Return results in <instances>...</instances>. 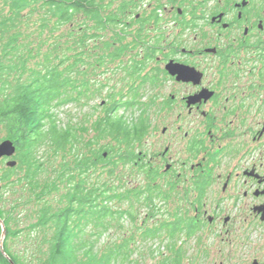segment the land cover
<instances>
[{"label":"flooded vegetation","instance_id":"1","mask_svg":"<svg viewBox=\"0 0 264 264\" xmlns=\"http://www.w3.org/2000/svg\"><path fill=\"white\" fill-rule=\"evenodd\" d=\"M115 1L117 56L144 64L156 117L134 144L153 156L129 166L157 175L168 259L264 264V0ZM144 7L151 18L134 12Z\"/></svg>","mask_w":264,"mask_h":264},{"label":"trees","instance_id":"2","mask_svg":"<svg viewBox=\"0 0 264 264\" xmlns=\"http://www.w3.org/2000/svg\"><path fill=\"white\" fill-rule=\"evenodd\" d=\"M106 1L10 0L13 20L2 18L0 13L3 19L0 22V135L4 131L6 139L14 143L19 159L18 167L7 169L0 181L7 185L17 183L23 188L19 197L23 204L12 206L11 211L4 210L1 203L2 189L6 186L0 188V220L4 225L0 222V264H138L131 260L136 235L139 234L141 243L160 235L159 229H150L147 223L140 225V217L136 215L137 209L143 207H148L151 213L156 209L160 191L153 187L157 179L153 171L146 172L150 184L145 191L107 181L90 183L94 164H104L109 168L108 175L121 181L118 163L111 162L112 155L126 166L133 163L135 155L129 147L144 137V119L135 126L125 116L115 114V105L105 106L103 119L95 123L96 135L115 139L117 145L124 143L126 151L118 145V149L101 146L89 157L78 152L77 156L72 155L77 170L65 158L66 154L77 151L80 140L71 128L59 125L55 109L84 97L91 98L88 82H79L73 74L98 75V71L103 68L107 71L120 58L111 49L112 40L98 43L101 33L117 24L113 12L104 9ZM32 7L40 11L35 30L40 41H30L18 32L12 34L15 21ZM77 17L82 18L79 26L73 25ZM69 25L72 26L68 28ZM64 28L66 33H61ZM56 33L59 34L55 37ZM46 34L50 35V44L44 38ZM42 46L47 47L43 58ZM117 65L116 69H125L131 79L144 70V64L138 61L130 68ZM133 94L134 107L138 105V90L133 89ZM118 96L113 93L109 98L114 100ZM3 140L0 136V142ZM47 145L54 149L50 156L55 160H45L43 154L36 153ZM59 156L63 162L55 164ZM18 169L20 176L11 182ZM71 170L79 173L78 176ZM126 202L129 206L123 209L121 205ZM19 207L27 208L26 215L15 214ZM31 217L36 221L26 228L18 227L23 222L21 219L31 220ZM150 217H155V213ZM125 220L132 224L129 231L125 229ZM114 223L125 231L123 241L100 250L101 239L115 227ZM20 238L27 243L23 252L10 245Z\"/></svg>","mask_w":264,"mask_h":264},{"label":"rangeland","instance_id":"3","mask_svg":"<svg viewBox=\"0 0 264 264\" xmlns=\"http://www.w3.org/2000/svg\"><path fill=\"white\" fill-rule=\"evenodd\" d=\"M121 1V0H120ZM130 1V0H129ZM134 1V0H132ZM117 2V1H106L104 3V9L112 11V3ZM139 2L144 5L148 4H153L154 0H139ZM135 4V3H134ZM27 8L25 11L22 12L21 16L19 19H17L14 23L15 25V30L12 32V34L18 32L23 34V37L29 38L30 41H40L38 37H36L35 30L37 28V23L39 22V16H40V11L38 7L34 8ZM135 13H138L139 15L144 16L143 18H151L150 13L153 12V10H148L147 7H144L143 9L141 8H136L134 11ZM0 13L2 18L7 17L8 19L12 18V8H11V3L10 0H0ZM105 14H108V11H105ZM123 17V16H121ZM126 21L127 19H123ZM130 20V19H129ZM3 19L0 18V22H2ZM128 21V20H127ZM82 23V18L77 17L73 23V25ZM168 24V23H167ZM165 23H163L162 26H159L160 28H163ZM169 25V24H168ZM72 26L69 25L68 28ZM119 25H115L112 27L113 29H108L105 32L101 33V38L99 39V44L102 45L105 42H108L112 40V45L111 49L113 52H118L122 51V48H115L114 46V41H113V33L115 30H118ZM67 29L64 28L62 29L61 33L64 32L66 33ZM150 30H148L145 34L148 38H150ZM152 32V31H151ZM59 33L55 34V37ZM10 35V33L8 34ZM136 35L132 37L135 38ZM144 36V35H143ZM44 38L47 39L48 43L50 44L52 41L50 40V35L46 34ZM141 38V36H140ZM72 41V38L71 40ZM152 41V39H150ZM134 42V44L137 45L135 42V39L133 40H126V43ZM136 45L134 48V52H141L142 47L136 48ZM43 48L41 49V57L47 53V47L42 46ZM124 59L121 57L114 62L111 67L107 69V71L103 68L101 71H98V75L94 74H89L87 76L81 75L74 73V77L76 80L80 81H86L89 84L90 93L89 96L91 97L90 99H81L79 102H70L67 103L64 106L58 107L55 109V114L59 120V125L61 127H67L71 128L73 130V133L78 137L80 140V143H77L76 146H78L77 151L71 152L72 154H66L67 160H69L71 163L69 166H71L73 169H76V165L74 164L75 161L73 156H77L76 154L79 152L80 154L86 155V157L92 156L94 154L95 149L100 148L101 146H113L114 148L118 149V145L123 151H126V145L124 143H119L117 145V141L115 139L111 138H100V136H97L96 130H94L95 123L101 119H103L105 115V109L104 107H111V106H116L115 109V114L118 116H125L128 120L132 122L133 125H136L140 119H147V122L149 123V128L152 129L155 126L156 123V117H152V119L149 118L150 115H152L153 110L150 108L149 105H145V99L148 98L146 96V87L147 84L145 82V77L143 76L141 72L140 75H137V78H130V75L128 74L125 69H116L118 66L117 64L122 62ZM36 60L32 61L31 67L35 65ZM139 62V61H138ZM123 65V64H122ZM133 89L138 90V105L134 106L132 103L134 102L133 100ZM116 93L119 96L116 97L114 100L109 98L110 94ZM147 115V117H145ZM145 122V120H144ZM162 124V123H161ZM2 138H4V141H7L6 139V134L3 131L1 132L0 135ZM159 139H161L160 134L157 135ZM0 142V144L2 143ZM151 146H157L153 142H151ZM50 146H45L42 150L36 151V153L43 154L45 160H55V158H52L50 156L53 148L49 149ZM49 149V150H48ZM154 149L159 150L158 148L154 147ZM130 152H133L135 155V160L132 161L133 163L137 161V158L140 157L139 153L143 152L144 154H147V161L150 160V157L153 156V151L151 148L147 147L145 144L143 145H133L132 147H129ZM73 155V156H72ZM62 157V156H61ZM106 158V157H105ZM5 159V160H3ZM0 160V177H2V174L9 169L7 166V163L9 161H16L17 166L14 168L18 167L19 164V159H18V154H16L11 157V158H3ZM7 159V160H6ZM10 159V160H8ZM63 158H60V156L56 159L55 164H58L60 162H63ZM111 162H116L118 163L117 171H118V176L122 179L119 182L118 177H111L108 175V167L105 166L104 164L100 165L99 164H94V174L91 176L90 183L91 184H96L99 182H113L115 184H122L125 185V187H135V188H142L145 191V188L149 187V180L148 178L144 179L143 173L139 174L137 171H134L133 165L131 166H126L123 164L124 162L119 159L117 156L112 155ZM132 164V163H131ZM106 167V168H105ZM105 168V169H103ZM77 170V169H76ZM72 172L73 174L75 171H69ZM16 175H13L11 182H16L17 177L20 176L21 174V169H18V171H15ZM79 173H75L76 176H78ZM147 177V176H146ZM5 185L2 189V186ZM0 188L2 189L3 192V199H2V206L4 210L6 211H11V207L15 206L16 204H23V201L20 200V194L23 193V188L22 185L15 183L14 185H7V183L1 182L0 181ZM57 199V198H56ZM120 205V204H118ZM161 201L159 199L156 200L155 207L156 209L153 211L155 213V217L149 218L150 221L146 224V227H149L150 229H159V225L154 223V221L161 222L162 221V216L163 213L160 208ZM129 204L126 202L121 207L123 209L128 208ZM159 208H158V207ZM151 213L148 207H143L142 209H137L136 215L138 218L140 217L139 222L140 225H142L143 220L146 218L145 216L149 214L150 216L153 214ZM18 213V214H17ZM27 213V208H24L22 210L20 207L18 210L15 212V214L19 215L22 217L23 215H26ZM31 216V214H28ZM23 222L18 226L19 228L23 229L26 228L28 224L33 223L36 221V219H33L31 217V220L28 219H21ZM138 220V219H137ZM136 222V221H135ZM135 222H133V226H135ZM125 224V229L126 230H131L132 224L131 222H127L125 220L123 222ZM114 226L112 229L106 232L104 234L103 238L101 239L100 244L98 245V248L100 250H104L107 247H110L112 245H115L118 242L123 241L125 235V231L120 230L117 226L116 223H114ZM13 228H16L15 225H13ZM160 235L156 236L151 239H147L143 241L142 243L140 242V236L139 234L136 235V240L135 242L132 243V248L134 249L133 257L131 258L132 261H137L138 264H163V262H167V264H172L171 259H168V257L171 256L174 252H172L168 246L169 240L166 238L165 233L161 234V231H159ZM5 236H2V241L4 242ZM23 241V240H22ZM21 238L18 240L11 241L10 245L14 250H17L19 252H23V250L26 248L27 243L24 241L22 242ZM190 247L193 246L192 242L189 245ZM191 253H194V250H187L188 256L184 257V264H193L190 258ZM191 261V262H190ZM195 262V261H194ZM200 264H211L209 258L207 261L204 258H201ZM217 264H220L219 261H217Z\"/></svg>","mask_w":264,"mask_h":264},{"label":"water","instance_id":"4","mask_svg":"<svg viewBox=\"0 0 264 264\" xmlns=\"http://www.w3.org/2000/svg\"><path fill=\"white\" fill-rule=\"evenodd\" d=\"M17 152V148L14 145V143L10 140L4 141L0 144V160L7 157V158H11L13 157ZM105 157H107V154L104 155ZM7 166L9 168H14L17 166V162L16 161H9L7 163ZM2 227H4L3 222L0 220ZM5 236V230L3 231V237ZM1 246H3V241L1 240ZM3 250V248H2ZM12 264H14L12 262Z\"/></svg>","mask_w":264,"mask_h":264}]
</instances>
